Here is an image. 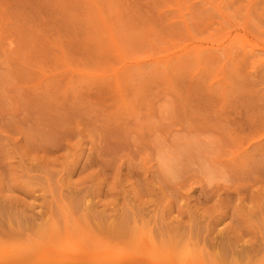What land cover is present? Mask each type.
I'll return each instance as SVG.
<instances>
[{
    "label": "rangeland",
    "instance_id": "rangeland-1",
    "mask_svg": "<svg viewBox=\"0 0 264 264\" xmlns=\"http://www.w3.org/2000/svg\"><path fill=\"white\" fill-rule=\"evenodd\" d=\"M224 243L264 264V0H0V264Z\"/></svg>",
    "mask_w": 264,
    "mask_h": 264
},
{
    "label": "bare ground",
    "instance_id": "bare-ground-1",
    "mask_svg": "<svg viewBox=\"0 0 264 264\" xmlns=\"http://www.w3.org/2000/svg\"><path fill=\"white\" fill-rule=\"evenodd\" d=\"M226 243H227V242H226ZM224 244H225V243H224ZM224 244H223V245H224ZM223 245L220 246V247L222 248V247L226 246V248H225V247L222 248V253H220L221 248H220V249L218 248V249H219V253H220V255H219V253H218L217 256H216V258H219L218 260L222 259V260H220V261H223V263H224V259L228 256V255H227L228 253H227V251H226V250H227V244H225L224 246H223ZM83 249H84V247H83V246H80L79 251L82 252ZM75 251H76V250H75ZM216 252H218V250H216ZM97 253H98V252L95 251V255H96ZM224 253H226L227 256L224 255ZM218 255H219V257H218ZM222 255H223V256H226V257H223ZM77 256H79V255L77 254ZM77 256H76V257H77ZM235 257H236V255H235ZM237 257H239V255H238ZM237 257H236V258H237ZM227 258H228V257H227ZM123 260H124V259H123ZM214 260H215V259H213V261H214ZM151 261H152V262H153V261L155 262V260H151ZM164 261H167L168 264H174V263H175V261H174V260H171V258H170V259H169V258H168V259H165ZM176 261H179V259L176 260ZM183 261H184V260H183ZM201 261H202V260H201ZM201 261H200V264H203V263H201ZM226 261H227V260H225V263H224V264H226ZM228 261H229V260H228ZM228 261H227V262H228ZM236 261H237V260H236ZM179 262H180V261H179ZM202 262H203V261H202ZM75 263H76V262H75ZM181 263H182V261H181ZM183 263H184V264H185V263L188 264V261L186 260V261H184ZM215 263H218V261L215 260ZM229 263H230V262H229ZM209 264H210V262H209ZM221 264H222V263H221Z\"/></svg>",
    "mask_w": 264,
    "mask_h": 264
}]
</instances>
